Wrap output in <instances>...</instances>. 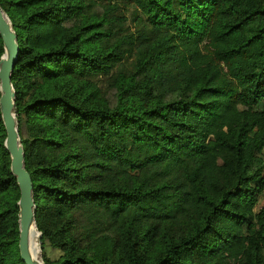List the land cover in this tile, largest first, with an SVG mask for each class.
<instances>
[{
  "label": "trees",
  "instance_id": "1",
  "mask_svg": "<svg viewBox=\"0 0 264 264\" xmlns=\"http://www.w3.org/2000/svg\"><path fill=\"white\" fill-rule=\"evenodd\" d=\"M0 4L46 264H264V0ZM5 139L0 111V264H25Z\"/></svg>",
  "mask_w": 264,
  "mask_h": 264
},
{
  "label": "water",
  "instance_id": "2",
  "mask_svg": "<svg viewBox=\"0 0 264 264\" xmlns=\"http://www.w3.org/2000/svg\"><path fill=\"white\" fill-rule=\"evenodd\" d=\"M0 36L3 40L4 54L0 59V111L6 129L5 148L11 159V172L20 190L18 201L19 251L25 264H46L42 256V234L36 221L34 184L25 166V150L22 144L16 115V91L12 75L18 63L20 47L18 35L12 21L0 4ZM37 231L38 255L32 249L31 233Z\"/></svg>",
  "mask_w": 264,
  "mask_h": 264
},
{
  "label": "rangeland",
  "instance_id": "3",
  "mask_svg": "<svg viewBox=\"0 0 264 264\" xmlns=\"http://www.w3.org/2000/svg\"><path fill=\"white\" fill-rule=\"evenodd\" d=\"M263 207H264V194L260 197V201H259V205L257 207V210L260 211ZM46 254L51 259H56L60 256V252L58 250L53 249L52 247H47ZM42 256H43V249H42Z\"/></svg>",
  "mask_w": 264,
  "mask_h": 264
},
{
  "label": "bare ground",
  "instance_id": "4",
  "mask_svg": "<svg viewBox=\"0 0 264 264\" xmlns=\"http://www.w3.org/2000/svg\"><path fill=\"white\" fill-rule=\"evenodd\" d=\"M38 240H39V235L37 233V231H32L31 233V243H32V249H33V253L35 254V256L38 255L39 251H38Z\"/></svg>",
  "mask_w": 264,
  "mask_h": 264
}]
</instances>
